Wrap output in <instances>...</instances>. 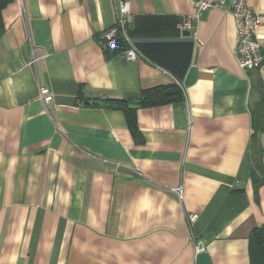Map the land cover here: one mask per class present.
<instances>
[{
  "label": "crops",
  "instance_id": "0c3cea01",
  "mask_svg": "<svg viewBox=\"0 0 264 264\" xmlns=\"http://www.w3.org/2000/svg\"><path fill=\"white\" fill-rule=\"evenodd\" d=\"M129 1L136 60L99 43L118 0H14L2 11L0 264H250V233L264 224L251 143L264 64H238L228 12H202L200 43L181 28L196 0ZM247 3L264 56V0ZM178 82L182 100L138 109L141 141L123 110L93 104ZM259 145L264 168V130ZM144 193L161 211L134 214Z\"/></svg>",
  "mask_w": 264,
  "mask_h": 264
},
{
  "label": "built area",
  "instance_id": "2783aa9c",
  "mask_svg": "<svg viewBox=\"0 0 264 264\" xmlns=\"http://www.w3.org/2000/svg\"><path fill=\"white\" fill-rule=\"evenodd\" d=\"M194 12L188 15L181 25L183 31H188L195 40L201 43L198 36V22L203 11L218 8L232 15L235 24L236 59L245 69H257L264 64V56L256 39L261 26V16L247 3V0H196ZM130 13V1L118 0L115 21L112 25L100 32L99 43L104 51H112L124 44L117 54L125 60H136L139 52L131 43L128 35V15ZM36 61L33 58L31 64ZM178 85L185 93V87L181 82ZM39 97L44 104L53 101V93L47 86H40ZM172 190L182 198L183 186H173ZM197 214H191L189 220L194 222ZM202 245H196V251H202Z\"/></svg>",
  "mask_w": 264,
  "mask_h": 264
},
{
  "label": "trees",
  "instance_id": "16d2710c",
  "mask_svg": "<svg viewBox=\"0 0 264 264\" xmlns=\"http://www.w3.org/2000/svg\"><path fill=\"white\" fill-rule=\"evenodd\" d=\"M14 0H0V37L3 35L5 27L3 22V9ZM124 44L107 53L117 52L122 49ZM259 91L260 83L257 84ZM184 98L182 89L177 83L155 86L149 89H144L137 99L131 98H108L95 99L93 104L99 105L101 102L111 104L124 111L128 128L132 136L138 140H142V134L139 129L137 120V111L140 107L157 106L180 101ZM253 115V133L251 136L252 153L255 157L256 164L253 166V180L256 186L264 183V168L261 165V148L259 145V135L264 130V99L262 92L260 98L252 108ZM249 256L250 264H264V224L252 229L249 236Z\"/></svg>",
  "mask_w": 264,
  "mask_h": 264
},
{
  "label": "clouds",
  "instance_id": "9594fccd",
  "mask_svg": "<svg viewBox=\"0 0 264 264\" xmlns=\"http://www.w3.org/2000/svg\"><path fill=\"white\" fill-rule=\"evenodd\" d=\"M132 211V206H130V212ZM148 212L151 214L153 211L159 212L161 209L155 207L148 195V193L142 194L136 201L134 206V214L138 216L140 213Z\"/></svg>",
  "mask_w": 264,
  "mask_h": 264
},
{
  "label": "rangeland",
  "instance_id": "374dc122",
  "mask_svg": "<svg viewBox=\"0 0 264 264\" xmlns=\"http://www.w3.org/2000/svg\"><path fill=\"white\" fill-rule=\"evenodd\" d=\"M237 62H238V61H237ZM238 64H239V63H238ZM242 68H244V67H242ZM244 69H245V68H244ZM246 70H252V69H246ZM182 91H183V90H182ZM183 94H184V96H185V93H184V92H183ZM177 186H178V185H177ZM171 189H172V188H171ZM173 191H174V190H173ZM174 192H175V191H174ZM176 193H177V192H176ZM190 215H191V214H190ZM190 215H189V216H190ZM189 216H188L187 220H188L189 225L191 226V225H192L197 219H196L194 222H191V221L189 220ZM193 239H194V237H193ZM195 245H198V246H199L200 244H199V242H195ZM195 248H196V247H195Z\"/></svg>",
  "mask_w": 264,
  "mask_h": 264
},
{
  "label": "water",
  "instance_id": "95a60500",
  "mask_svg": "<svg viewBox=\"0 0 264 264\" xmlns=\"http://www.w3.org/2000/svg\"><path fill=\"white\" fill-rule=\"evenodd\" d=\"M186 33H187V34H189V32H188V31H187Z\"/></svg>",
  "mask_w": 264,
  "mask_h": 264
}]
</instances>
